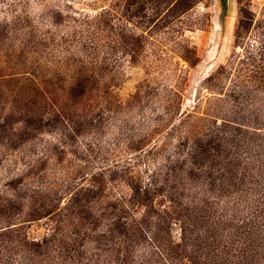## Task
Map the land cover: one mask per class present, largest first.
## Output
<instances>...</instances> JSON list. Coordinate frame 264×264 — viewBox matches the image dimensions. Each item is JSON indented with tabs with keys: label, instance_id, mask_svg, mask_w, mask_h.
<instances>
[{
	"label": "rangeland",
	"instance_id": "rangeland-1",
	"mask_svg": "<svg viewBox=\"0 0 264 264\" xmlns=\"http://www.w3.org/2000/svg\"><path fill=\"white\" fill-rule=\"evenodd\" d=\"M2 27L0 228L86 257L111 253V223L129 222L142 228L127 237L137 260L151 237L187 234L179 263L199 264L188 208L212 204L217 219L224 198L207 174L217 166L188 152L217 119L239 120L234 89L246 83L244 108H264V71H250L264 66V0H0Z\"/></svg>",
	"mask_w": 264,
	"mask_h": 264
},
{
	"label": "trees",
	"instance_id": "trees-1",
	"mask_svg": "<svg viewBox=\"0 0 264 264\" xmlns=\"http://www.w3.org/2000/svg\"><path fill=\"white\" fill-rule=\"evenodd\" d=\"M15 22H22L21 17L16 16ZM3 32L2 27L0 34ZM258 69L264 71V66L254 64L250 71ZM80 78L74 87L86 89L94 77L91 74ZM249 87L243 84V88ZM246 89H234L231 93V112L238 113L239 120L222 117L219 122L217 119L208 126L202 139L193 142L188 152L194 164L202 158L210 168L217 166V175H214V170L207 174L209 181L219 180L218 193L224 198V206L217 219L210 220L212 204L207 203L208 208H188V242H192L191 248L200 257L199 264H256L264 259V126L243 122L246 119L243 113L246 112L251 121L260 125L262 117L264 121V108H244L246 102L253 99ZM41 95L45 100L50 97L46 91ZM250 106H253L252 102ZM201 211L209 217L206 228L197 224ZM164 212L169 213L168 210ZM163 218L161 216L160 221ZM190 224L195 227L192 233H189ZM117 226L114 221L109 230L112 236L115 231L120 233L112 237V252L86 257L76 253V244L59 239L57 242L54 236L32 240L24 234L22 227H1L0 264H91L92 260L97 264H180L178 251L187 242L184 227L185 242L173 240L166 243L161 237H151L155 243L151 255L137 260L130 251H126L135 246L127 237L142 231V228L129 222L125 223L123 230ZM120 248H125V251L121 252ZM66 250L68 254H64Z\"/></svg>",
	"mask_w": 264,
	"mask_h": 264
}]
</instances>
